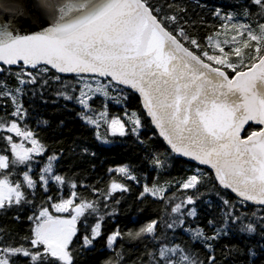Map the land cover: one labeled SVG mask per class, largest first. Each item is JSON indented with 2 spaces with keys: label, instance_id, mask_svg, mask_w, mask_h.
<instances>
[{
  "label": "snow or ice",
  "instance_id": "6c2138e0",
  "mask_svg": "<svg viewBox=\"0 0 264 264\" xmlns=\"http://www.w3.org/2000/svg\"><path fill=\"white\" fill-rule=\"evenodd\" d=\"M251 2L259 6L258 15L264 16V0ZM36 5L38 10L47 12L51 17V26L34 35H14L7 28L0 31V62L9 66L22 62L32 69L40 64L50 65L59 73H93L110 78L107 84L97 81L95 88L91 83L83 82L78 97L65 92L59 93L68 100L75 98L84 108L89 107L91 94L101 93L107 97L109 89L119 85L134 89L143 98L147 115L152 118L160 136L174 153L210 166L218 184L235 193L241 206L247 202L257 206L252 213L233 215L235 204L221 197L227 209L225 227L216 228L211 235L202 228L191 229L193 238L204 241L211 249L212 244L208 242L231 232L229 220L240 223V232L247 231L249 235L256 233L257 225L264 223V216H257V212H264V127L259 131H252L246 138L241 137V131L250 121L264 125V23L258 24L257 28L250 24H232L231 27L239 35H246V39L242 47L234 46L228 52L224 51L218 40H214L221 32L209 35L208 46L215 44L220 54L209 55L207 50H203L198 55L196 50L201 45L188 35L177 16H161L160 9L153 7L150 0H36ZM16 13L25 14L21 9H16ZM214 14L221 17L219 10ZM233 15L229 13L223 18L231 20ZM243 15H250L247 8L243 9ZM173 24L176 25L175 28H171ZM221 27L227 29L229 25ZM232 41L236 42L235 36ZM185 42L193 47L186 46ZM223 43L226 45L229 41L225 40ZM245 49L249 51L245 52ZM231 57L237 59L232 60ZM219 66L231 69L232 75ZM3 70L0 68V72ZM48 71V67L40 69V73ZM24 75V71L16 73L20 85L35 84L39 74L34 75L28 71L27 80L23 79ZM55 78L59 80L58 76ZM0 87L6 88V84L0 82ZM22 91L20 87L15 89L17 94ZM10 94L9 91L3 92L6 96ZM12 99L16 102L17 96L13 95ZM120 102L118 99L117 103ZM13 115L23 119L21 104L17 103ZM100 115L106 116L107 113ZM83 118L88 123L99 126L98 121L91 116L85 115ZM131 123L133 126L130 131L138 135L142 124L135 113L132 114ZM109 128L112 135L125 136L129 132L125 122L118 117L109 122ZM7 131L15 132L25 140L30 139L32 144L29 148L23 143L11 144L19 163H28L32 160V153L40 154L44 151V146L34 138V133L22 131L17 123L12 122ZM7 139L11 142L12 137ZM55 159L54 156L48 158L44 174L53 172ZM153 163L163 166L164 162L157 157ZM8 167V157L0 155V169ZM114 171L124 174L128 179H136L127 166ZM24 179L29 188L36 186V181L28 172L24 173ZM48 179L64 182L60 175H50ZM48 179L45 175L40 176L45 185ZM207 180V174L197 169L196 174L181 183V187L197 189V185L204 184ZM110 191H127V188L113 181ZM164 191L166 189L155 184L152 187L145 185L142 195L157 196ZM75 196L76 193L73 192L72 197ZM160 198L163 199V196ZM28 202L19 183L13 185L7 177L0 179V209ZM73 204L74 200L70 198L52 205L57 212L71 210L74 214L70 219L53 217L47 208L42 209L36 217L38 222L32 230L33 236L25 237L36 250L23 245L0 248V264H15L11 257L18 255L29 257L30 264H73L74 256L70 245L77 233V219L89 209L98 211L93 203L82 201L75 206ZM185 204H195L194 198L187 196L186 201L177 203L172 211L181 213ZM187 215L195 216V207ZM249 215L256 216V220L245 224ZM183 223V219H180L167 224V227L174 228ZM212 223L213 221H209V224ZM156 225L157 222L152 221L135 233L128 232L126 235L130 239H141L146 235L155 238ZM100 228L101 224L96 223L91 238L84 236L82 247L92 245L93 240L100 235ZM121 236L119 230L111 234L107 240L108 247L111 248ZM177 252H183L179 245L171 248L164 245L159 249V256L166 264H178L171 259ZM214 260V256L210 257V264ZM179 264L197 262L184 254L180 256Z\"/></svg>",
  "mask_w": 264,
  "mask_h": 264
},
{
  "label": "trees",
  "instance_id": "16d2710c",
  "mask_svg": "<svg viewBox=\"0 0 264 264\" xmlns=\"http://www.w3.org/2000/svg\"><path fill=\"white\" fill-rule=\"evenodd\" d=\"M150 3L160 9L161 16H177L188 35L201 45L196 50L198 55L203 50H207L209 55L220 54L215 44L208 46L209 35L221 32L214 40H218L224 51L228 52L234 46L242 47L246 39V35H239L231 27L232 24H250L257 28L258 24L264 23V16L258 15L259 6L254 5L251 0H150ZM244 8L248 9L250 15H243ZM217 10L221 12V17L214 14ZM229 13L234 14L233 19H224L223 16ZM224 24L229 27L222 28ZM175 27L176 25H171V28ZM233 36L236 37L235 43L232 41ZM225 40L229 41L226 45L223 43ZM186 46L193 47L187 43ZM244 51L248 52L249 49ZM204 59L208 62L206 57ZM43 67L47 66L40 65L32 69L23 63L10 67L0 65L4 69L0 72V82L6 84V88L0 87V125H3L0 127V155L7 156L9 161L7 169H0V179L7 177L13 185L19 183L29 201L0 209V248L23 245L35 251L30 240L25 237L33 236L32 230L38 222L36 217L40 211L47 208L53 217H65L55 214L52 205L73 198L72 193L75 192L74 203H93L98 211L89 209L77 219V233L70 245L74 256L73 264H166L159 256V249L164 245L170 248L179 245L183 249L182 253L177 252L171 256L178 264L180 256L184 254L195 259L197 264H210L209 258L212 256L215 257L212 264H264V223L258 224L256 233L249 235L247 231H238L239 222L229 220L231 232L208 242L212 244L211 249L204 241L195 240L189 234L191 229L202 228L211 235L216 228L225 227L227 209L221 197L235 204L233 215L252 213L257 207L248 203L241 206L237 197L218 184L213 172L171 152L159 138L137 95L117 86L123 95L124 105L107 103L109 116L120 118L129 132L125 136L111 137L112 143L105 145L98 139L96 128L84 123L81 117L83 109L77 102L59 95L65 92L74 97L80 88L81 76H63L49 67L48 72L40 73ZM223 70L232 75L231 69ZM21 71L25 73V80L28 79V71L34 75L39 74L37 82L20 85L16 73ZM57 76L59 80L55 78ZM17 87L23 89L22 93L15 92ZM4 91L11 94L3 95ZM13 95L17 96L16 102L12 99ZM17 103L22 105L23 119L13 115ZM91 106L99 112L105 109L106 102L97 97L91 101ZM133 113L142 124L138 135L130 131ZM12 122L17 123L22 131L33 132L34 138L44 146V151L32 155V160L28 163H19L12 151L11 144H17L21 137L15 132L7 131ZM260 129L250 125L244 130L242 137L246 138L252 131ZM103 130H106L105 126ZM9 136L12 137L11 142L7 139ZM53 156L56 157L53 172L44 174L48 158ZM157 157L164 162L163 166L153 163ZM123 166L128 167L130 174L136 177L135 180L114 171ZM197 169L207 174V182L197 185V189H183L181 183L196 174ZM25 172L36 181L34 188L28 187L24 179ZM41 175H45L46 179L50 175H60L64 182L48 179L45 185L40 180ZM113 181L126 186L127 191L111 192ZM73 184L75 187H72ZM153 184L166 191L157 196L142 195L145 185L152 187ZM187 196H192L195 204H185L181 213H174L172 209L175 205L186 201ZM193 207L196 215H187ZM257 216H264V212H257ZM180 219H183V225L167 227V224ZM255 220L256 216L249 215L244 223ZM152 221L157 222L155 238L146 235L141 239H130L126 235L128 232L135 233ZM209 221L213 223L209 224ZM98 222L101 224L100 235L93 240L91 246L82 247L84 236L91 238L92 229ZM117 230L122 236L110 248L107 245L108 237ZM253 252L254 255L251 254ZM11 260L15 264H30L29 257L18 255L11 257Z\"/></svg>",
  "mask_w": 264,
  "mask_h": 264
},
{
  "label": "water",
  "instance_id": "95a60500",
  "mask_svg": "<svg viewBox=\"0 0 264 264\" xmlns=\"http://www.w3.org/2000/svg\"><path fill=\"white\" fill-rule=\"evenodd\" d=\"M16 9H21L25 14L24 15L17 14ZM51 24H52L51 17L47 14V12L42 13L40 10H38L37 5H36V0H0V31L7 28V30L11 31L14 35H34L50 27ZM0 65L6 66V67L15 66V65H10V66L4 65L2 62H0ZM40 65H43V64H40ZM28 67H31V66H28ZM47 67L51 68L50 65H47ZM59 74L63 76H95L101 80H110V78L99 77L98 74H93V73H82V74L59 73ZM119 87L125 90H129L135 95H137L140 98V101L143 107V98L140 96L138 92H136L134 89H131L127 85H119ZM143 110L147 115V110L144 107H143ZM148 118L150 119L153 127L155 128L159 138L164 142L166 147L169 150H171L170 145H168L166 140L162 136H160L159 129L156 128L155 124L152 122V118L150 116H148ZM250 125L258 126L260 128L264 127V125H258L250 121L248 124L244 126V129L241 131V137L243 135L244 130ZM171 152L173 151L171 150ZM174 154H176L179 158L183 160L189 161L193 164H196L200 167L210 170L211 172H213L215 176L214 170L211 169L210 166L201 165L199 164L198 161L192 160L190 157H184L177 153H174ZM227 191H229L232 195L237 197V195L231 192V190H227ZM247 203L250 205H253L251 202H247ZM253 206H256V205H253Z\"/></svg>",
  "mask_w": 264,
  "mask_h": 264
},
{
  "label": "rangeland",
  "instance_id": "374dc122",
  "mask_svg": "<svg viewBox=\"0 0 264 264\" xmlns=\"http://www.w3.org/2000/svg\"><path fill=\"white\" fill-rule=\"evenodd\" d=\"M97 81H99L101 84H107L109 80H101L95 76H81L79 78V90L77 91L76 95L74 97H78L79 95V92L81 90V88H83V82H88V83H91L93 85V87L95 88L96 87V84H97ZM85 91H87L85 89ZM109 96H104L102 95L101 93H95V94H91L92 95V99L88 101V104H89V107L88 108H84L82 105H80L77 100L74 98V100L77 102V104L83 109V113H82V119L84 121V123H86L87 125H90L94 128H96V131H97V136H98V139L105 145H110L112 143V140H111V137H115V136H118L117 135H112L111 134V131H110V128H109V122L113 119L109 116V109H108V105L107 103H116L118 105H124V102L122 100L123 98V95L120 93V89L117 87V86H113L109 89ZM97 97H101L105 100L106 102V106H105V109L102 110V111H99V112H96L93 107L91 106V101L94 100L95 98ZM121 100L120 103H117V100ZM103 112H106L107 115L106 116H101L100 114L103 113ZM85 115H88V116H91L94 120H97L98 121V127L96 124H90L88 123L83 117ZM104 126L106 127V130H103ZM105 141H108V142H105ZM23 143V145L26 147V148H29V147H32V144L30 142V139L29 140H25L22 136L20 137V141L17 143V144H21ZM34 154H37V153H32V155ZM73 199V198H71ZM74 200V199H73ZM76 203L73 204V206H75ZM54 210V213L55 214H58V215H64L65 217H59L61 219H70L71 216L74 214L73 212L68 211V212H57L55 210V208H53ZM82 217V216H81ZM79 217V218H81ZM189 234L192 235V232H189Z\"/></svg>",
  "mask_w": 264,
  "mask_h": 264
}]
</instances>
